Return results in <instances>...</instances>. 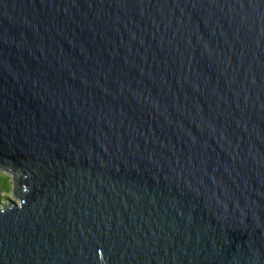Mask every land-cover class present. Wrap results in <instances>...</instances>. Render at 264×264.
<instances>
[{
	"label": "water",
	"instance_id": "water-1",
	"mask_svg": "<svg viewBox=\"0 0 264 264\" xmlns=\"http://www.w3.org/2000/svg\"><path fill=\"white\" fill-rule=\"evenodd\" d=\"M0 264H264V0H0Z\"/></svg>",
	"mask_w": 264,
	"mask_h": 264
},
{
	"label": "rangeland",
	"instance_id": "rangeland-1",
	"mask_svg": "<svg viewBox=\"0 0 264 264\" xmlns=\"http://www.w3.org/2000/svg\"><path fill=\"white\" fill-rule=\"evenodd\" d=\"M0 177L7 178L8 186H9V192H2L1 189H0V202H1V206L2 205H7L9 200H13V201H16L17 202V199H15L12 196L13 184H12V180H11L10 175L8 173H6V172H1L0 171ZM2 185L4 187L5 186V183H4L3 180H0V187Z\"/></svg>",
	"mask_w": 264,
	"mask_h": 264
},
{
	"label": "trees",
	"instance_id": "trees-1",
	"mask_svg": "<svg viewBox=\"0 0 264 264\" xmlns=\"http://www.w3.org/2000/svg\"><path fill=\"white\" fill-rule=\"evenodd\" d=\"M0 180H3L5 183V186H4L5 188L3 187V185L0 187L1 191L2 192H9V186H8L7 178L0 177ZM0 205H1V202H0Z\"/></svg>",
	"mask_w": 264,
	"mask_h": 264
}]
</instances>
